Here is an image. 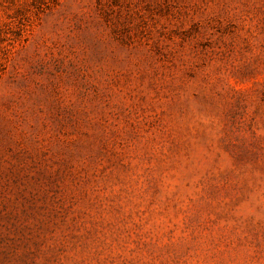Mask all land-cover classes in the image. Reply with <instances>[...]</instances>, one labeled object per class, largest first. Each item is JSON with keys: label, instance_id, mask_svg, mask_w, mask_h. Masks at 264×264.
Returning <instances> with one entry per match:
<instances>
[{"label": "rangeland", "instance_id": "1", "mask_svg": "<svg viewBox=\"0 0 264 264\" xmlns=\"http://www.w3.org/2000/svg\"><path fill=\"white\" fill-rule=\"evenodd\" d=\"M0 264H264V0H0Z\"/></svg>", "mask_w": 264, "mask_h": 264}]
</instances>
